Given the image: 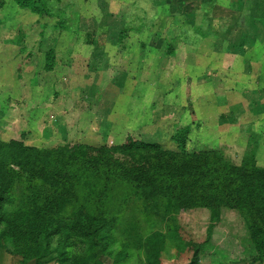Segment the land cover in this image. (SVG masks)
I'll list each match as a JSON object with an SVG mask.
<instances>
[{"label": "rangeland", "instance_id": "rangeland-1", "mask_svg": "<svg viewBox=\"0 0 264 264\" xmlns=\"http://www.w3.org/2000/svg\"><path fill=\"white\" fill-rule=\"evenodd\" d=\"M200 1L201 7L198 0H42L47 13L38 16L28 10L19 9L13 0H0V43L4 45L0 54L6 52L7 56L17 58L19 49L28 52L26 60L22 56L19 60L14 59L16 64L13 66L18 70L13 69L12 78H22V72L25 71L27 77L21 81L32 88L39 82L37 73L51 82L55 79L50 72L42 69L47 52L53 53L55 67L52 71L57 76L59 70L56 65L66 62V46L73 50L78 45L86 46L89 41L109 44L110 51L116 46L122 50L120 54L124 55L120 56L123 58L121 63L131 65L126 78L137 81L135 85L141 90L133 97L135 100L132 107L135 103L136 108L134 116L130 119L126 117L123 123L134 127L144 115L143 107L137 100L146 101L149 111L153 109L151 123L132 129L125 128V124L122 127L117 124L110 126L112 131L108 132H113L116 136L113 139L104 135L98 126L88 130L90 123L97 125L104 119H114L121 93L117 89L107 88L103 97H98L94 102L100 103L99 108L87 113L86 118L89 120H82L89 125L81 127L76 135L72 132L69 138L73 140L71 142L82 141L85 135L99 133L107 145H115L122 143L127 135L136 130L131 136L148 142H158L165 149H174L170 135L190 126L191 141L187 146L188 151L217 150L226 161L235 165L241 162L246 153L253 152L257 166L264 168V88L260 89L264 87V83L261 84L260 79H256V75L263 72L262 66H259L261 62L250 59L251 53H243L248 48L246 45H234L232 42L225 44L221 38L224 35L222 31L210 24L212 22L213 25L215 19L223 20L226 16L220 12L211 13L207 6L209 0ZM193 10L201 11H197L196 15ZM62 24L65 25L62 27ZM54 44L56 53L52 49ZM88 47H91V43ZM93 51L97 55L98 46L91 48L90 53L93 54ZM149 52H153L152 57ZM258 52L257 49L256 53ZM72 53L74 55V51ZM168 53H172L175 59L178 55L180 60L169 59ZM78 54V57L74 55L73 60L68 57L67 62L71 60L74 65L77 63V66H84L85 58L82 57V52ZM83 56L87 57L85 54ZM145 58L151 59L147 68H144ZM76 59L78 61L75 62ZM134 60L138 62L133 64ZM89 62L93 64L96 61L91 59ZM115 64L118 62H113ZM150 66L153 71L146 74L145 71ZM104 67L105 63L100 69ZM88 68L91 72L90 65ZM4 69L5 66L1 63L0 74ZM93 70L95 73V68ZM126 70L125 66L116 69L114 83L122 84ZM156 70L162 72L159 74ZM58 75L63 78L62 72L59 71ZM261 80L264 81L262 78ZM18 83L20 84L19 81ZM68 83L69 80L65 77L58 88H69L71 91H67V94L70 92V95H75L72 99L73 105L79 109L80 98L82 95L87 98L89 92L80 89L78 93L76 86L69 87ZM156 84L158 86L154 87ZM169 85L173 86L169 95L157 96V90L163 94ZM16 88L15 92H5L0 97L4 104L0 106V139H15L21 134L20 129H24L23 140L26 145L48 148L56 146L57 143L68 142L69 139L61 137V134L57 135L58 131L48 127L49 123H40L37 119L31 122L27 119L32 105L13 107V104L19 102L18 92L21 86ZM25 92L26 90L24 94ZM54 92L55 89L50 90L42 101L46 102L51 97L53 101H57ZM151 92L155 94L154 99L150 96ZM27 94L29 95L28 92ZM20 99H23L22 96ZM153 101L154 105L151 106ZM31 103L34 110L39 107L35 97ZM166 103L168 104L165 105ZM82 105L89 107V103L85 101ZM70 108L68 107L69 114L66 119L73 116L72 112L82 117V113ZM65 110L66 108L63 114ZM157 110L167 115L160 118V113L156 115ZM70 120L76 126L80 124L72 117ZM53 121L51 125L56 124L55 128L58 130V123ZM156 126L161 131L155 134L153 132ZM121 217L122 222L120 225L117 222L113 234L114 244L109 249L114 252L115 257L122 250V242H131L132 245L126 250L127 254L117 257L116 261L111 259L112 264H146V258L165 242L160 264H190V243H204V249L197 253V264H264V255L260 258L252 252L242 219L233 214L221 218L219 223L213 224L210 231H207L210 225L208 215L201 211L180 212L177 222L170 225L169 229L153 219L146 220L140 216L134 205L125 208ZM126 224H129L130 229H137L138 238L124 233ZM141 239L143 247L138 251L134 246ZM55 257L52 254L42 264H59ZM110 262L105 264H111ZM22 263L20 257L12 253L9 243L5 248H0V264Z\"/></svg>", "mask_w": 264, "mask_h": 264}, {"label": "trees", "instance_id": "trees-1", "mask_svg": "<svg viewBox=\"0 0 264 264\" xmlns=\"http://www.w3.org/2000/svg\"><path fill=\"white\" fill-rule=\"evenodd\" d=\"M13 1L35 15L47 13L42 0ZM54 60L47 52L42 69L52 71ZM190 135V126L170 135L174 149L132 136L115 145L76 141L48 148L26 145L23 131L15 139H0V248L9 243L22 264H42L52 254L59 264L116 261L132 245L122 242L114 257L109 247L116 224L134 205L140 216L167 229L180 212L207 213V231L221 218L236 215L252 252L261 258L264 168L257 166L253 152L235 165L217 150L188 151ZM129 224L124 233L138 238ZM165 244L146 264H160ZM134 247L141 251L142 239ZM203 249L204 243L189 244L190 264H197Z\"/></svg>", "mask_w": 264, "mask_h": 264}, {"label": "crops", "instance_id": "crops-1", "mask_svg": "<svg viewBox=\"0 0 264 264\" xmlns=\"http://www.w3.org/2000/svg\"><path fill=\"white\" fill-rule=\"evenodd\" d=\"M216 1L217 0H215V2L214 1L212 2V0H209L207 6L209 7L210 12L211 13L220 12L223 15H225L226 17L222 18L223 20H221V19L216 20L215 19V21L213 23L214 26L212 25V22L210 25L212 27L217 28V29L222 31V34H224V35L221 38L225 44H229L232 42L234 45H239L241 43L242 45H246L248 47L246 49V52H243V53H246V54L251 53V54H249L251 56L250 59H255V60L261 62L259 66H262L261 68H262L263 72H260L258 75H256V79L259 78L260 83L261 84L264 83V81L261 80V78L264 80V14L260 13V12H264V0H222L220 3L219 2L217 3ZM95 8H97V6H95ZM90 10H91V8H90ZM197 11H201V10H197ZM197 11L193 10L194 14L196 13V15H197ZM0 30H1V28H0ZM76 40H77V38H76ZM66 43L68 44V42H66ZM90 43H91V47H88V46H90ZM0 46H2V47H0V49H2L4 47V45H2V44ZM96 46H98V50H99V52H97V55L94 53V51H93V54L90 53L91 48H94ZM109 46H110L109 44H105L102 42L96 43V41L95 42L89 41V42H87L86 46H79L78 45V47H76L73 50H72V48H70V46L69 47L66 46V48L68 49V51L64 55V57H65L64 61L66 60V62H64V64L62 62H59L56 65L57 66L56 69L59 70L60 72H62L63 78H59V75H58L59 71L57 72V76H56L53 73V71H54L53 70V71H50L49 74H51V76L57 80L54 79L51 82V81L45 79L43 77V75L37 73V76L39 78V82L37 84H39V85L37 86V84H36L32 88L25 86V82L21 81V80L25 79V77H27L25 71L22 72V78L15 76L17 81L12 78V74L14 73L13 69H15V71L18 70V68L13 66L14 64H16L14 59L19 60V57L22 56L26 60V58L28 56V52L25 53L24 49H22V50L19 49V52H17V54H16L17 58H14V57L7 56L8 54H6V52L3 51L4 53L0 54V64L3 63L5 66V69H4L3 73L0 74V97H2L5 92H15L17 90L16 87L21 86L20 92H18V96H19L18 101L19 102H17L16 104H13V107H15L16 105H19V106H25V105H29V104L32 105L31 110H29V112H31V113L29 114V117L27 118L28 120H30L32 122V121H35L37 119L38 122L41 123L42 121H44L45 123H49V125H51V122H54L53 120H55V122H57L58 126H59L58 130H57V127L55 128V126H56L55 123H53L55 125H51V126L48 125V127H50L51 129H53L55 131H58L57 135L61 134L60 135L61 137H65L67 139L70 138V134L72 132H73V135H76L77 131L80 130L81 127H84V125H89V124L84 123L82 120L87 119L86 116H87L88 112H91L92 110L95 111L96 108H99L100 103H94V102L96 101V99L98 97H100V96L103 97L104 93L106 92L105 90L107 88H109L110 90L117 89L121 93V95H119L120 97H118V100H117V111L115 112L114 119L111 121H106L104 119L101 123H98L97 125H91V123H90V125H89L90 127L87 128L88 130H90L91 127L96 128L98 126L99 130L104 132V135H108L111 139H113V138H116V136L113 134V132H108V131H112V129H109L110 126H114L115 124H117L118 127H122L123 124H125V128L132 129L135 127H141L145 124L151 123L150 118L153 116V112L151 114V110H153V109H151L149 111L148 103L144 100H137V102H139L140 105L143 107L144 115H142L138 119V121L136 122V125L134 127H130L126 122L123 123L126 117L128 119H130L134 116L136 108H135V103H134V106L132 107V102H133V100H135V99H133V97L137 93L139 94L141 92V90L137 87V85H135L137 81H135L134 79L131 80V78H129V77L126 78L127 71L129 70L131 65L129 63L128 64L123 63V62H122L123 64L121 63V60L123 58H120V56L123 54H120V53L122 50H119L116 46H113L111 48L112 51H110ZM52 49H54V51H55L54 53H56L55 44L52 45ZM257 49L259 51L258 53H256ZM72 51H74V55H76V56L77 55L79 56L78 53H80V52H82L83 55L85 54L87 56V57H85L82 55V57L85 58L84 59V61H85L84 66H83V64L81 65V67H80V65L77 66V63L74 65L71 60H68V62H67L68 57H70V59H72V60L75 58ZM123 51H124V49H123ZM124 52L127 53L126 51H124ZM238 53H240V52H236V54H238ZM23 54H25V56ZM148 54L151 57L153 56V52H149ZM31 56H30V58H31ZM43 56H44V54H43ZM169 56H170V57H168L169 59H175V57L173 56L172 53H170ZM240 56L245 57V55H242V54H240ZM93 57H95V58H93ZM246 57H247V55H246ZM91 59H93L96 62H94L93 64H89L90 63L89 61ZM176 59L178 61L180 60L178 55L176 56ZM76 61H78V60L76 59L75 62ZM188 61H190V60H188ZM113 62H118L117 65H119V64H121V65H119V66H117L116 64L113 65ZM136 62H138V61L134 60L132 63L136 64ZM149 62H151V59L145 58L143 60L144 68H147V66L150 64ZM103 63L106 64V67H104V69H100ZM138 64H140V63H138ZM176 64H177V62H176ZM89 65L91 67V72L88 68ZM97 66H99V67H97ZM122 66H125L127 68V70L125 71L124 80H123L122 84L117 85L116 83H114L113 77L116 75V73H115L116 69L119 67H122ZM93 68H95V73H94ZM148 68L149 69L147 71H145L146 74L148 72L151 73L153 71L152 66H150ZM37 70H39V69H37ZM41 71H42V69H41ZM156 71L159 72V74L162 72V71H158V70H156ZM44 73H46V72H44ZM108 76L112 77V78H109ZM65 77H67V79L69 80L68 85L67 84L66 85L69 87L76 86L78 93H80L79 92L80 89H81V91L82 90H88V92H89V94L87 95V98L83 95H82V98L79 97L81 99V106L79 109L77 107H74V105H73L72 99L75 95H73V94L70 95V92L67 94V91H71V90H69V88L67 89V87H66L67 90L58 88V85L61 84V80H63ZM145 78H147V77H145ZM11 79L13 81H11ZM18 81L20 82V84L18 83ZM156 86H158V84L154 85V87H156ZM171 86L172 85H169V87L166 88L168 90L163 94L157 90V96L163 97L166 94L169 95L171 90H172V87H173V86L172 87ZM176 86L179 87L178 84ZM263 88L264 87H262L260 89H263ZM53 89H55V92L53 93V95L57 96V98H56L57 101H53L52 97L49 100H46V102L42 101L43 99H45V94L48 93L50 90H53ZM152 89H153V87H152ZM25 90H26V92L24 94ZM146 90L148 92H150V90L148 88H146ZM57 91H59L60 93H61V91H64V92H62L60 94ZM27 92L29 93V95L27 94ZM63 93H65V94H63ZM130 93H131V95H130ZM151 93L152 94L150 96H151V98H153V95L155 96V94H153V92H151ZM158 93H161V94H158ZM21 96L24 100L20 99ZM34 97L37 99L38 106H39L35 110H34V105L31 103V101H33ZM170 99H171V97H170ZM83 101H85L86 103H89V107L83 106L82 105ZM167 104L168 103H166L165 105H167ZM3 105L4 104H3V100H2V101H0V106H3ZM153 105H154V101L152 102L151 106H153ZM10 107H12V105H10ZM68 107L69 108L72 107V109L82 113V117H81V116H78L75 112H72V113L70 112L73 115L71 117L76 119L80 123L77 126L73 122H71V120H70L71 117L68 119L65 118L67 116V114H69V112H67ZM160 107L162 108V105ZM65 108H66L65 114H63ZM15 109L19 110L18 108H15ZM162 109L164 110V108H162ZM161 110L160 111L157 110V112H156V115L160 113L159 114L160 118L165 117L167 115L164 112L162 113ZM37 113H39V114L36 117ZM87 120H89V119H87ZM102 127H104V129H102ZM158 129H160V128H158L156 126L155 131L153 133L156 134L157 131L158 132L161 131ZM20 131L24 132V129H20ZM135 131H133V133ZM63 132H64V134H63ZM115 134H117V133H115ZM132 134L127 135V136H131ZM49 138H51V136H49ZM71 141H73V140L69 139L68 142H66V143H69ZM81 142H85L87 144H94V145L106 144L104 141H102V136L99 133H95V135H93V136L85 135ZM66 143H64V144H66ZM59 144H63V143H57L56 145H59ZM29 145H31V144H29ZM31 146H34V145H31Z\"/></svg>", "mask_w": 264, "mask_h": 264}]
</instances>
